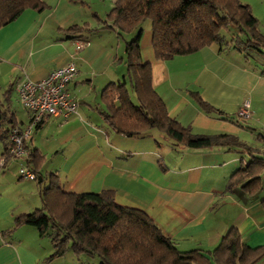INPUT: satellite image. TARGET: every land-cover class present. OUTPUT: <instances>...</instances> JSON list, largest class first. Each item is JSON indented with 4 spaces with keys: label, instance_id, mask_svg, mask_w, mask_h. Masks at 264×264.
Instances as JSON below:
<instances>
[{
    "label": "crops",
    "instance_id": "0c3cea01",
    "mask_svg": "<svg viewBox=\"0 0 264 264\" xmlns=\"http://www.w3.org/2000/svg\"><path fill=\"white\" fill-rule=\"evenodd\" d=\"M43 1L42 10L25 9L0 28V107L20 126L29 112L19 104L15 84L41 79L70 60L77 67L68 84L77 114L47 117L25 142L38 157L41 187L54 173L64 191L113 190L117 204L142 210L179 251L197 250L203 262L192 264H214L208 251L232 227L245 245L264 246V48L245 55L212 43L161 60L151 47L150 23L144 22L141 57L150 64L152 86L168 115L194 134L227 133L244 146L189 148L155 128L125 136L101 114L103 88L122 81L127 70L124 48L131 36L104 24L116 0ZM254 3L249 8L264 32V0ZM78 39L89 43L77 50ZM192 93L211 108L203 109ZM245 100L250 115L238 117ZM5 128L0 123V155ZM21 163L25 158L0 166V264H51L56 257L50 239L14 222L42 207L37 181L18 176ZM249 163L257 170L254 193L229 182ZM254 264H264V258Z\"/></svg>",
    "mask_w": 264,
    "mask_h": 264
},
{
    "label": "trees",
    "instance_id": "16d2710c",
    "mask_svg": "<svg viewBox=\"0 0 264 264\" xmlns=\"http://www.w3.org/2000/svg\"><path fill=\"white\" fill-rule=\"evenodd\" d=\"M44 7L43 0H0V28L25 9L40 11ZM146 21L150 23L154 55L161 60L188 54L212 43L219 44L220 48H235L245 55L264 48V32L258 28L257 18L249 5L239 0H116L104 24L119 36L131 38L124 48L125 77L120 82L109 83L101 93L104 103L101 114L107 125L125 136H138L155 128L189 148L244 146L227 133L194 134L168 115L163 100L152 86L150 64L141 57V25ZM192 95L203 109L211 108L197 94ZM9 115L0 107V123L6 126L1 136L5 145L3 152L9 145L10 126H20ZM37 158L34 150L29 151L25 164L35 173L34 181L40 185L42 207L17 215L14 222L31 225L40 236L48 237L53 246L51 257L62 256L71 248L76 253L97 256L100 264L203 262L197 250L179 251L172 239L142 210L117 204L111 189L64 191L55 181L54 173L48 174V185L41 187L44 177L39 172ZM258 164L261 168L262 160ZM256 171H252L249 163L234 171L229 182L254 193L259 187ZM208 254L214 264H254L264 258V246L245 245L237 229L232 227Z\"/></svg>",
    "mask_w": 264,
    "mask_h": 264
},
{
    "label": "built area",
    "instance_id": "2783aa9c",
    "mask_svg": "<svg viewBox=\"0 0 264 264\" xmlns=\"http://www.w3.org/2000/svg\"><path fill=\"white\" fill-rule=\"evenodd\" d=\"M77 50L88 45V41L78 39L75 42ZM77 67L73 60L51 70L46 76L38 80L24 78L14 86L18 102L29 112L26 124L10 126L8 131L9 145L0 155V166L8 159L25 158L28 151L25 142L32 136L35 127L44 122L47 117L55 115L66 118L77 114L78 101L71 95L68 84L75 79ZM249 102L245 100L237 109V116L247 118L250 115ZM20 179L35 180V173L21 163L17 169Z\"/></svg>",
    "mask_w": 264,
    "mask_h": 264
},
{
    "label": "rangeland",
    "instance_id": "374dc122",
    "mask_svg": "<svg viewBox=\"0 0 264 264\" xmlns=\"http://www.w3.org/2000/svg\"><path fill=\"white\" fill-rule=\"evenodd\" d=\"M243 4H255V1L258 0H239ZM258 20V19H257ZM258 28L262 30L258 23ZM225 36L228 35L227 32H223ZM133 98V94L131 93ZM242 119V118H241ZM16 159V158H13ZM51 264H100L97 256L90 255L87 253H76L71 248H67L66 252L62 256H58L52 260Z\"/></svg>",
    "mask_w": 264,
    "mask_h": 264
}]
</instances>
